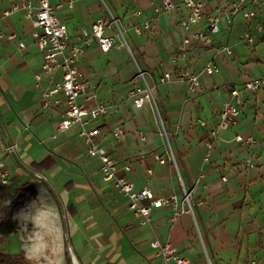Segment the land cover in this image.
Segmentation results:
<instances>
[{
    "label": "crops",
    "instance_id": "1",
    "mask_svg": "<svg viewBox=\"0 0 264 264\" xmlns=\"http://www.w3.org/2000/svg\"><path fill=\"white\" fill-rule=\"evenodd\" d=\"M31 1L37 6L38 0ZM206 1L213 14L228 6ZM10 4L0 0V161L8 173L6 185L23 194L12 213L20 250L32 248L29 241L34 239L51 264H164L150 245L157 239L176 246L194 264H251L253 258L264 264V86L255 93L243 91L237 123L214 138L210 135L230 90L242 89L245 81L264 72V33L253 32L252 45L242 41L247 27L252 31L255 21H264V0H258V12L249 20L243 11L230 23L221 20L209 45L192 41L184 58H177L176 51L183 36V7L166 11L161 0H50L70 43L110 11L127 28V44L136 64L152 73L151 84L165 71L197 72L211 59L218 64V72L199 75L195 90L178 81L156 86L155 99L175 158V163L161 164L153 156L157 152L167 158L161 127L148 103L137 108L127 96L136 69L127 49L102 51L91 40L77 61L87 91L94 95L92 104L107 107L86 127L96 129L95 140L116 161L118 175L136 189L149 187L158 197L176 194L179 208L186 207L183 189L192 191V213L172 221L173 208L164 205L152 209L149 223H142L128 208L127 197L102 179L99 161L79 142V124L56 131L65 97L53 90L62 71L42 70L33 17L24 9L2 16ZM144 21L149 27L137 34L133 27ZM192 28L203 29L204 23ZM10 33L15 39L7 38ZM222 45L230 53L218 51ZM43 92L48 93L47 107ZM117 127L122 130L119 138L112 133ZM237 134L250 135L254 142L238 143ZM208 138L212 150L205 161ZM48 260L40 256V264H50Z\"/></svg>",
    "mask_w": 264,
    "mask_h": 264
},
{
    "label": "built area",
    "instance_id": "2",
    "mask_svg": "<svg viewBox=\"0 0 264 264\" xmlns=\"http://www.w3.org/2000/svg\"><path fill=\"white\" fill-rule=\"evenodd\" d=\"M10 6L2 12V16H6L18 9L26 10L27 14L33 17V35L35 44L43 54L42 70L47 74H52L57 69L62 71V78L55 85L53 92H61L64 97V110L61 113V119L56 124V131H65L73 124H79V142L83 146L85 153L93 158H96L100 164L102 179L110 183L120 193L124 194L128 199V208L133 213L140 217L142 223L150 222V214L153 208L161 206H170L173 208V215L170 218L174 221L181 213H192V191L183 189L182 200L186 204L185 208H179L177 205V196L171 193L167 196H156L153 191L143 186L136 189L134 183L126 179L124 176L118 175V167L116 161L112 158L107 149L99 145L95 140L97 134L96 129L87 128L86 124L89 120L95 119L107 112V107L104 104H92L94 95L87 91L84 74L78 68L77 61L84 51V45L91 40H95L102 51H108L112 47H125L134 61L136 69L131 78L132 86L127 91L128 98L132 99L135 107L139 108L144 103H148L152 110L156 121L161 127L162 135L164 136L167 158L160 156L157 152H153L154 158L161 164L166 161L175 163V158L169 142L168 135L164 129L163 120L160 115L154 91L159 84L178 81L184 82L188 90H195L199 84V75L205 73L211 75L219 71L218 64L214 59L209 60L200 71L190 72L187 69H182L176 73L165 71L158 81L150 83L152 73L149 70L140 68L133 56V53L125 39V31L127 28L122 25L121 21L107 11L106 15L97 18L91 25L90 29L82 28L77 38L70 43L67 33V28L61 19L55 14V7L50 4V0H38L37 6L32 4L31 0H8ZM228 4L217 13L208 12V3L206 0H161V6L166 11H176L181 7L186 9L185 15L179 20L180 28L183 36L181 42L176 46L177 58H184L187 46L194 41L196 46H206L211 43V35L219 31V22L225 20L227 23L232 21V16L243 11L245 19L253 18L258 12V0H218ZM251 4L252 8L247 9L246 5ZM70 6V3H69ZM137 14L139 12H136ZM204 23L203 29H193L192 26ZM149 27L148 21H144L142 25L133 27L137 34H140L143 29ZM109 30L110 34H105ZM255 33H264V21H255L253 30L247 27L242 35V41L248 45L254 43ZM15 34L7 35L8 39H15ZM22 47L23 43H19ZM218 51L224 50L230 53V49L226 45L217 48ZM176 58L172 56V61ZM39 81L40 75L36 74ZM264 86V72L255 79L247 80L243 83L242 89L232 88L229 92V98L222 104L218 116L219 119L211 130V137H216L221 129H226L237 123L238 114L242 107L243 97L242 92L247 91L255 93ZM83 96V100L79 98ZM44 106L49 105L48 93H42ZM202 126H205L204 121H199ZM112 133L116 138L122 135V130L117 127ZM234 140L241 144H251L254 142L252 136L235 135ZM206 152L204 160L207 161L212 150V141L210 138L205 140ZM13 146L8 145L7 150L11 151ZM128 169V167H126ZM34 177L41 179L42 176L34 173ZM225 179V178H223ZM0 183H8V173L0 161ZM151 247L156 250L157 255L162 259L164 264H194L190 259L179 251V249L170 242L161 243L154 239L150 243ZM251 264H256V260L251 259Z\"/></svg>",
    "mask_w": 264,
    "mask_h": 264
},
{
    "label": "trees",
    "instance_id": "3",
    "mask_svg": "<svg viewBox=\"0 0 264 264\" xmlns=\"http://www.w3.org/2000/svg\"><path fill=\"white\" fill-rule=\"evenodd\" d=\"M22 200V193L0 183V234L8 235L15 230L12 213L20 207ZM1 240L0 237V264H37L35 259L27 257L23 252L10 254L3 251Z\"/></svg>",
    "mask_w": 264,
    "mask_h": 264
},
{
    "label": "rangeland",
    "instance_id": "4",
    "mask_svg": "<svg viewBox=\"0 0 264 264\" xmlns=\"http://www.w3.org/2000/svg\"><path fill=\"white\" fill-rule=\"evenodd\" d=\"M25 227H27V226L25 225ZM19 234H20L19 232H14V233L10 232L8 235H5L3 233L0 234V237L2 239L1 240L2 250L5 251L6 253H10V254L23 252L27 257L35 259L37 261V264H40V256H43L45 259L48 260L47 255H40V252H38L39 248L36 246L37 243H36V240H34V239L29 241V243H32V246H33L32 248L28 247V249L24 250L25 252L23 250H20L21 248L19 247V245H20L19 240H21L20 239L21 236ZM24 234H28V232L25 231ZM48 262L50 263L51 261L48 260ZM45 264H47V263H45Z\"/></svg>",
    "mask_w": 264,
    "mask_h": 264
}]
</instances>
